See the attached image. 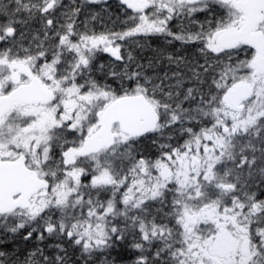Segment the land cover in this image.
<instances>
[{
    "label": "snow or ice",
    "instance_id": "1",
    "mask_svg": "<svg viewBox=\"0 0 264 264\" xmlns=\"http://www.w3.org/2000/svg\"><path fill=\"white\" fill-rule=\"evenodd\" d=\"M0 264H264V0H0Z\"/></svg>",
    "mask_w": 264,
    "mask_h": 264
},
{
    "label": "flooded vegetation",
    "instance_id": "2",
    "mask_svg": "<svg viewBox=\"0 0 264 264\" xmlns=\"http://www.w3.org/2000/svg\"><path fill=\"white\" fill-rule=\"evenodd\" d=\"M110 3L115 4V0H110ZM108 58V54H102V59L106 60ZM145 151L146 154H152L155 152V149L152 148L151 143L149 142L148 144L145 145ZM29 245H31L30 243H28ZM32 247V245H31Z\"/></svg>",
    "mask_w": 264,
    "mask_h": 264
},
{
    "label": "trees",
    "instance_id": "3",
    "mask_svg": "<svg viewBox=\"0 0 264 264\" xmlns=\"http://www.w3.org/2000/svg\"><path fill=\"white\" fill-rule=\"evenodd\" d=\"M18 247L22 252L31 248V246L28 243L22 241L18 244Z\"/></svg>",
    "mask_w": 264,
    "mask_h": 264
},
{
    "label": "rangeland",
    "instance_id": "4",
    "mask_svg": "<svg viewBox=\"0 0 264 264\" xmlns=\"http://www.w3.org/2000/svg\"><path fill=\"white\" fill-rule=\"evenodd\" d=\"M31 246V245H30Z\"/></svg>",
    "mask_w": 264,
    "mask_h": 264
}]
</instances>
